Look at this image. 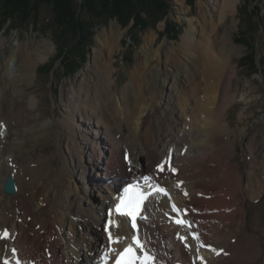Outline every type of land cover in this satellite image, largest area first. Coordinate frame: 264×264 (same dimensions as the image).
I'll list each match as a JSON object with an SVG mask.
<instances>
[{"label":"bare ground","instance_id":"1","mask_svg":"<svg viewBox=\"0 0 264 264\" xmlns=\"http://www.w3.org/2000/svg\"><path fill=\"white\" fill-rule=\"evenodd\" d=\"M239 1L216 0L202 5L199 19L186 18L188 30L178 47L162 48L177 68L163 104L157 101L161 89L157 75L161 71L137 69L132 73V84L114 92L113 72L103 73L107 66L94 71V78L87 73L91 70L84 69L82 87L70 98L60 123L46 121L41 113L29 123L27 110L37 113L40 102L28 89L34 84L37 64L51 52L52 45L44 40L37 46L20 43L8 49L7 55L14 53L16 60L11 71L0 74V264H114L109 257L118 259L117 254L132 246L137 236L144 245L141 252H152L156 259L164 256L166 245L171 255L167 264H264V148L257 151L258 132L245 130V126L231 131L229 122V112L242 89L239 84L233 87L238 76L234 59L241 48L229 40L235 23H227ZM150 42L155 45V40ZM112 57L110 54L109 63ZM180 58L184 63L180 64ZM164 82L166 85L167 79ZM250 95H241L245 108L238 115L240 121L258 100L252 96L248 100ZM56 126L57 152L65 151L77 171L82 170L79 183L87 178L97 182L99 173L93 171L100 162L108 181L114 180L108 188L115 201L112 196L102 200L95 214L91 213L93 218L79 207L80 197L68 202L70 185L57 196L59 207L46 210L42 202L41 206L35 204L43 169L51 170L57 154L38 159L33 154L31 162L24 155L34 152L28 147L31 138L36 143L48 140ZM262 126L264 130V121ZM232 133L245 145L247 160L242 171L240 162H233L237 148ZM169 158L178 174L167 166L164 172L158 171V165ZM89 164L92 172L86 175ZM11 175L17 189L5 196L4 186ZM145 176L151 177L147 183ZM60 179L55 174V182L61 186ZM129 182L141 187L148 197L140 214L143 219L136 220L137 230L130 217L116 211ZM159 187L167 195L153 192ZM173 205L180 210L179 215L173 212ZM176 219L191 227L177 225ZM67 220L69 228L63 236ZM82 226L81 233L85 228L89 236L86 242L79 238ZM109 231L120 239L119 244L109 242ZM177 234L186 241L177 239ZM111 248L114 253H110Z\"/></svg>","mask_w":264,"mask_h":264},{"label":"rangeland","instance_id":"2","mask_svg":"<svg viewBox=\"0 0 264 264\" xmlns=\"http://www.w3.org/2000/svg\"><path fill=\"white\" fill-rule=\"evenodd\" d=\"M74 1L78 9L77 22L83 26V29L79 31L74 30L67 22L60 24L55 14L54 4L45 0H33L30 13L27 12V18H14L16 21L13 23L7 22L8 17H5V11L0 9V38H4L0 41L1 76L3 71H11L14 67L16 55L14 53L10 56L7 55L10 47H18L20 43L27 45L34 43L37 46L44 40L49 41L52 45L51 52L44 54L43 59L37 64L34 84L28 89L29 95H37L40 102L37 113L33 114L27 110L29 123L35 120L38 113H41L42 117L49 122H59L60 119H64L69 100L76 97L77 91L82 87L84 69L91 70L93 73L88 70L86 72L94 78V71L99 69L102 71V68L107 66L103 73L109 74L110 70L113 72L112 89L114 92L123 86L131 85L132 73L137 69L161 71V75H157L159 83H161L157 101L161 104L165 103L169 94L168 85L173 82L177 68L174 62L167 60L166 52L162 48L178 47L182 35L188 30L187 19H199L200 7L216 0H153L150 4L152 14L144 13L141 15L143 27L139 26L140 20L136 21L135 18H132L124 27L118 18L113 16L110 9L99 7L97 14H91L88 9H82L83 0ZM211 8L216 11V7ZM227 23H235L233 31L229 34V40L235 48H241V52L234 59L238 76L233 80V87L237 88L239 84L242 89L238 90L237 100L229 112L231 131L241 130L245 126V130L258 132L257 151H261L264 148L262 126L264 121V0H240L237 4L236 13L229 17ZM113 33L117 36L113 37ZM151 40H155V45H151ZM66 49L69 52L67 56L70 58L69 61L66 58L64 60L63 57L59 59V54H63ZM110 54L113 57L109 63ZM37 57L38 54L36 53L34 58ZM6 58H10L11 61L7 62ZM26 63L28 66L31 64L30 61ZM182 63L184 60L180 58V64ZM20 71L23 69L20 68ZM165 79L168 81L166 85L164 84ZM23 88L25 90L26 86ZM248 92H251L248 100L251 99V96L258 100L250 105L245 119L240 121L238 115L245 108L242 96ZM252 92L255 93L252 94ZM89 116L92 117V114ZM96 129L97 127H94V130ZM63 137L66 138L68 135L64 134ZM47 138L48 140L41 143H36L34 137L31 138L28 147H31L34 152L30 155H24L25 160L31 162L30 157L36 156L35 158L38 159V156L57 154L51 170L43 169V178L36 193L35 204L41 206L43 203L46 210H49L50 207H59L60 201L56 203L55 200L60 191L70 185L72 186V194L68 202L71 203L73 198L80 197L82 200L79 201V207L93 218L92 214H95L97 205L106 197L112 196L108 186L114 180L108 181L105 176L104 164L100 162L98 168L95 167L93 171L99 173V180L96 182L86 177L87 180H84L82 184L79 183L77 177L82 173V170L77 171L75 165L66 158L65 151L57 152V126L52 127V132ZM232 139L236 140L237 148V156L233 162H240V170L242 171L247 160L244 157L245 145L238 135H233ZM100 146L102 148L104 144H100ZM75 156L79 158L80 154ZM83 158L89 159L88 156L84 155ZM23 164L27 163L24 162ZM90 166L87 165L86 175H90L92 172V166ZM55 174L61 177V186L55 182ZM85 181L89 183H85ZM93 183L97 184L92 185ZM111 198L114 200L113 196ZM71 205L78 207V204ZM262 205H264V200ZM262 213L264 219V206ZM95 216L97 217V215ZM68 222L69 220L65 223L63 236L68 232ZM112 230L115 232L114 229ZM79 231L81 241H88L89 236L86 229L84 228V234L81 233L83 226ZM239 236L243 237L244 233ZM158 239L162 242V236L158 235ZM165 247L166 253L156 259L155 264H162L163 261L168 263L171 255L166 245ZM237 260L241 259L238 257Z\"/></svg>","mask_w":264,"mask_h":264},{"label":"trees","instance_id":"3","mask_svg":"<svg viewBox=\"0 0 264 264\" xmlns=\"http://www.w3.org/2000/svg\"><path fill=\"white\" fill-rule=\"evenodd\" d=\"M45 1L50 4H54L55 14L58 17L60 24H64L65 22H67L74 30L77 29L79 31L83 29L82 24L77 22L78 9L74 0ZM32 2L33 0H0V9L2 8L5 11V17H8L7 22L13 23V21H16L14 20V18H27V12L30 11ZM152 2L153 0H83L82 9H88L91 14H97V11H99V7H102L103 9H110L113 16H116L124 27L128 25L129 21L132 18L137 19L136 21L140 20L139 26L143 27L141 23V15L144 13L148 15L152 14L150 10V4ZM68 53L69 52L66 49L63 54H59V59L63 57L64 60L66 58V60L69 61L70 58L67 57Z\"/></svg>","mask_w":264,"mask_h":264},{"label":"snow or ice","instance_id":"4","mask_svg":"<svg viewBox=\"0 0 264 264\" xmlns=\"http://www.w3.org/2000/svg\"><path fill=\"white\" fill-rule=\"evenodd\" d=\"M166 166L173 172H176V169L171 166L170 158L169 160L162 162L160 165H158V171L164 172ZM145 183H147L151 177L145 176L143 177ZM156 191L162 192L165 195H167L165 189L163 188H157ZM187 195V193H185ZM148 199L145 192L141 191L139 186H130L127 189H125L123 197L120 200V203L116 206V211L121 216H127L130 217L132 220V226L134 229H136V220H137V214L140 213L141 206L144 204V202ZM173 212H176L177 215H179L180 210L176 208L175 205L172 206ZM186 214V211H185ZM143 219V217H141ZM171 219V217H170ZM175 223L177 225L183 226V227H191V225L183 220V219H176ZM112 222L109 221V226L111 227ZM116 227H119V225H116ZM8 234H4V238H7ZM194 239H198V237H193ZM177 239L181 241H186V237L180 236L177 234ZM109 242L112 244H119L120 239L114 238L109 231ZM134 243L136 245L137 249H140L141 251L144 250V245L140 241V239L137 237H134ZM187 247L188 245L185 244ZM118 259H116L115 264H154L153 257H151L148 254H145L143 258H141L136 249H134L132 246H129L125 248L122 252L118 253ZM107 260V258H106ZM5 264H8V261H5Z\"/></svg>","mask_w":264,"mask_h":264},{"label":"water","instance_id":"5","mask_svg":"<svg viewBox=\"0 0 264 264\" xmlns=\"http://www.w3.org/2000/svg\"><path fill=\"white\" fill-rule=\"evenodd\" d=\"M4 191L6 194H14L16 191L15 182L12 178H8L7 183L5 185Z\"/></svg>","mask_w":264,"mask_h":264}]
</instances>
